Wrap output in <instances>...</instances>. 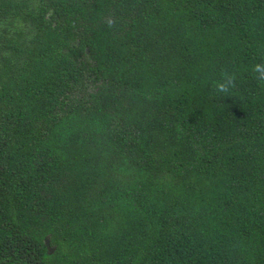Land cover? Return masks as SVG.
I'll return each mask as SVG.
<instances>
[{"label": "trees", "instance_id": "16d2710c", "mask_svg": "<svg viewBox=\"0 0 264 264\" xmlns=\"http://www.w3.org/2000/svg\"><path fill=\"white\" fill-rule=\"evenodd\" d=\"M0 264H264V0H0Z\"/></svg>", "mask_w": 264, "mask_h": 264}]
</instances>
